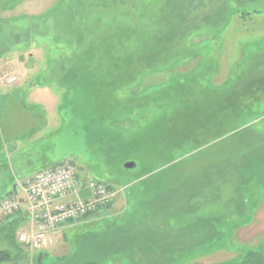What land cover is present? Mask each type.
<instances>
[{
    "label": "rangeland",
    "instance_id": "obj_1",
    "mask_svg": "<svg viewBox=\"0 0 264 264\" xmlns=\"http://www.w3.org/2000/svg\"><path fill=\"white\" fill-rule=\"evenodd\" d=\"M251 9L259 12L237 14ZM107 36L127 42L123 57L138 68L114 93L80 79ZM226 78L230 130L200 148L184 133L152 142L148 125L167 110L152 93L169 94L162 105L172 110ZM138 79L152 93L119 108ZM108 107L123 119L106 130L130 137L111 157L112 137L76 121H97ZM64 159L78 180L112 184L115 199L72 221L42 253L17 252L6 241L14 229L0 226V252L10 255L2 264H224L249 249L264 254V0H0V197L13 193L15 178ZM128 161L135 166L124 168Z\"/></svg>",
    "mask_w": 264,
    "mask_h": 264
},
{
    "label": "trees",
    "instance_id": "obj_2",
    "mask_svg": "<svg viewBox=\"0 0 264 264\" xmlns=\"http://www.w3.org/2000/svg\"><path fill=\"white\" fill-rule=\"evenodd\" d=\"M258 10H243L241 12H238L237 14L239 16H241L242 18H246L245 16L253 14V13H258ZM237 14L235 16H237ZM117 41H114V44H111L112 42L109 40L108 36L104 37L102 39V41L100 42V44L97 46V50H102L101 54H100V58H97V56H95V61L98 60V62H95L93 64V62H89V57L87 56V60L89 62V65L86 64L83 65V69L80 71L85 70L86 73H80V79L81 82H83L84 80L87 79V84L90 86H93L94 83H100L102 85H104L105 89H107V92H116L118 91L120 88H122V86L127 85L126 82H129L130 76H132V71L133 70H137L138 68L133 69V64L131 63L132 59H134L131 56V59H129L128 57H123V53H125V51L127 50V42H125L124 40L119 38L116 39ZM124 46V47H123ZM112 47L113 49L116 48L117 52L114 56H112L113 60L107 62L105 59V56L107 55V53H111L112 51ZM96 50V49H94ZM104 50V51H103ZM100 52V51H99ZM105 52V53H104ZM105 54V55H104ZM131 53L127 54V56H129ZM126 55V54H124ZM108 57V56H107ZM79 59H82V56L79 57ZM79 59H75L73 66H71L70 69H77V64ZM118 67V68H117ZM137 67H139V65H137ZM150 67V66H149ZM101 68V70H100ZM102 68H106L104 70H110V71H115L114 75L110 78H108V74L105 73L106 71H103ZM110 68V69H108ZM80 69V68H79ZM103 71V72H102ZM151 70L148 69L147 72H149ZM132 72V73H131ZM105 73V74H103ZM153 74V72H150V74ZM151 74V75H152ZM90 76V78H86V79H82V76ZM142 83V79H138L135 81L134 86L130 89H128V95L127 97L124 98H119L118 99V104L117 106L119 108L122 109H126L124 107H131L135 104V100L140 103L141 99H144V97L146 98V96L148 95V93H152L150 91V87L154 86V85H144L141 84ZM86 84V85H87ZM112 84V85H111ZM138 84H140L139 86H142V90L140 92H138L137 90H135L136 86H138ZM228 79L226 78L225 80H223V82L220 83V85H214L213 84V88L212 90L208 89L206 90V92L201 93L200 96H196L191 97L190 96H184L182 99H180V101L178 100L179 104H176L172 110H169V108L166 105H162L167 103L166 100L169 97V94L165 93V94H160L156 93V95L153 94L154 96H160V97H156L155 100L159 101L160 106L159 109H167L166 111H163L159 114V116H157V120L151 122L148 127L150 128V132H147V135L149 134L152 135V142H154L156 139H159L160 137L162 138H167V136L176 133H184L186 134V138L185 140L189 141L190 143H194L195 145L193 147L195 148H200V146L203 145H207L208 143H210L211 141H213L218 135H222L224 134L226 131L230 130V126H231V122L232 119L234 118V116H231V120H225L224 118L222 119L223 116L227 115L228 112H226V105L227 103H225V101L227 100V96L228 95ZM114 85V86H113ZM87 88V87H86ZM164 88L163 85H160L159 90ZM219 88V90H218ZM89 90L86 91V95L85 98L86 99H91V95L94 91V87H88ZM93 89V90H92ZM210 90V91H209ZM217 91V92H216ZM91 92V93H90ZM147 92V93H146ZM158 92V91H157ZM234 92V91H233ZM242 91L240 90L238 94H240ZM164 95V96H163ZM234 95H237V91L234 93ZM135 99V100H134ZM166 99V100H165ZM162 100V103H161ZM128 104L130 105L128 107ZM110 107H108V111L107 109L100 111V114H95L97 115V121L96 119L94 120L95 116L92 118H90L89 116L86 117V119H83L81 117H78V119L76 121H84V122H89L92 123V121H94V133L96 135L102 136L103 135H109L112 137V150L107 149L106 154L111 157L110 155H113L114 151V144L118 143L119 141H122V143L125 141H129V138H125L128 140H123L120 137H117L114 133H110L109 131L106 130V126L109 124V121L112 120H116L113 118H120L117 116V112L119 111H115L114 108L109 109ZM92 114V111L88 112V114ZM210 116L211 117H215L216 119L214 121L211 122L210 120ZM123 119V118H120ZM91 120V121H90ZM221 120V121H220ZM68 122H70V126L72 127L71 124V118L68 120ZM83 124V125H82ZM80 126H86L87 123H82ZM98 124V125H97ZM147 127V128H148ZM74 129V128H73ZM109 129V128H107ZM121 129H125L124 126H122ZM233 129V128H232ZM77 131L76 135H71V139L75 138L77 140H79L80 134H79V129L78 130H74ZM195 133V138H193L191 135H193ZM112 134V135H111ZM189 134V136H188ZM133 138L132 141H136V137L138 136L139 133H134L133 134ZM146 136V135H145ZM141 140V139H140ZM110 142L108 141L107 144H109ZM141 142L139 143H132L134 146V151L137 150V148L141 149ZM80 144V142H79ZM52 145V144H51ZM81 145V144H80ZM187 146H183L185 147V151L187 149H190L189 145L186 144ZM137 147V148H136ZM62 160V158H61ZM65 160V159H64ZM87 162L89 165H93L94 167V162H92L91 159H89V157H87ZM142 161V159H141ZM103 169L105 170V168H101L100 171L103 173ZM96 170H99L97 168H95V172ZM94 171V170H93ZM106 171V170H105ZM97 173V172H96ZM95 177H97L95 175ZM99 178V177H97ZM95 179V178H94ZM100 181V178H99ZM105 184V186L107 188H111L112 184H108L106 181L102 180ZM112 202H109L108 204H110ZM107 205V203H106ZM101 206V205H99ZM95 212V211H94ZM93 212V213H94ZM87 215H92V212H89L87 214H85L84 216ZM196 225L199 226V224L197 223ZM201 227V226H200ZM199 227V228H200ZM200 239L202 240V237L199 236ZM42 253V252H41ZM10 258V255L5 252V251H1L0 252V264H2L5 261H8V259ZM85 264H89V263H85ZM224 264H264V254L257 250H253V249H249L248 251L246 250L245 252H242V255L239 257V259L235 260V261H231L230 263H224Z\"/></svg>",
    "mask_w": 264,
    "mask_h": 264
},
{
    "label": "built area",
    "instance_id": "obj_3",
    "mask_svg": "<svg viewBox=\"0 0 264 264\" xmlns=\"http://www.w3.org/2000/svg\"><path fill=\"white\" fill-rule=\"evenodd\" d=\"M16 184L22 198L13 195L0 198V212L13 215L24 209L28 221L24 229L16 232V238L33 249L51 245L52 235L61 224L94 212L115 195L113 189L94 179L80 184L67 161L28 174ZM79 187L89 189L88 198L63 202L68 196L75 197Z\"/></svg>",
    "mask_w": 264,
    "mask_h": 264
},
{
    "label": "crops",
    "instance_id": "obj_4",
    "mask_svg": "<svg viewBox=\"0 0 264 264\" xmlns=\"http://www.w3.org/2000/svg\"><path fill=\"white\" fill-rule=\"evenodd\" d=\"M13 182H14V180H13ZM13 185V184H12ZM111 204V203H110ZM110 204H107V205H110ZM103 207V206H102ZM95 215H96V212L94 213ZM94 214H92V215H88V216H85V217H83L82 219H86V218H88V217H93V216H95ZM0 226L1 227H5V226H7V227H10V228H12V229H14V230H16L17 228H19V227H22V225L25 223V220L24 221H22V219L21 218H19L18 216H7V215H4V214H2L1 212H0ZM4 219V220H3ZM81 219V220H82ZM3 221V222H2ZM76 221H73L72 223H75ZM71 224V222L70 223H68V224H66L65 226H61L60 228H59V230H58V232L56 233V235H55V243L53 244V245H55L58 241H59V238H61V236H62V234H60L62 231H63V233H64V230H65V228H66V226H68V225H70ZM4 232H5V230H4ZM5 236H7V234H6V232H5V234H4ZM6 241H7V243H8V245L9 246H12V247H14V249L16 248L18 251L17 252H20V253H23V252H25V251H27V252H29L28 250H26V248L25 247H23L20 243H18L16 240H15V236L13 235V241L11 240L10 241V238H8V239H6ZM52 245V246H53ZM20 250V251H19ZM48 249H46V250H42V251H36L35 253H40V252H46ZM30 253V252H29Z\"/></svg>",
    "mask_w": 264,
    "mask_h": 264
},
{
    "label": "water",
    "instance_id": "obj_5",
    "mask_svg": "<svg viewBox=\"0 0 264 264\" xmlns=\"http://www.w3.org/2000/svg\"><path fill=\"white\" fill-rule=\"evenodd\" d=\"M134 166H135V163H134L133 161H128V162H125V163L123 164V167H124V168H133ZM89 194H90V192H89V189H88V188L80 189V190L78 191V197H79L80 199H83V198L88 197Z\"/></svg>",
    "mask_w": 264,
    "mask_h": 264
},
{
    "label": "bare ground",
    "instance_id": "obj_6",
    "mask_svg": "<svg viewBox=\"0 0 264 264\" xmlns=\"http://www.w3.org/2000/svg\"><path fill=\"white\" fill-rule=\"evenodd\" d=\"M80 218H82V216L78 217L77 220H79Z\"/></svg>",
    "mask_w": 264,
    "mask_h": 264
}]
</instances>
